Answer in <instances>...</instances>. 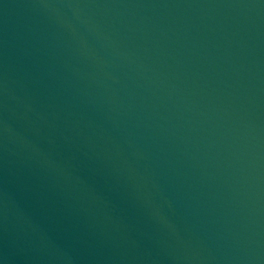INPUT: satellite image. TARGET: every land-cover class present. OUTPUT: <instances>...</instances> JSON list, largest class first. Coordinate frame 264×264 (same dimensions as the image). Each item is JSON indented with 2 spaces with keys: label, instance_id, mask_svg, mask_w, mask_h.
I'll list each match as a JSON object with an SVG mask.
<instances>
[{
  "label": "water",
  "instance_id": "obj_1",
  "mask_svg": "<svg viewBox=\"0 0 264 264\" xmlns=\"http://www.w3.org/2000/svg\"><path fill=\"white\" fill-rule=\"evenodd\" d=\"M0 264H264V0H0Z\"/></svg>",
  "mask_w": 264,
  "mask_h": 264
}]
</instances>
